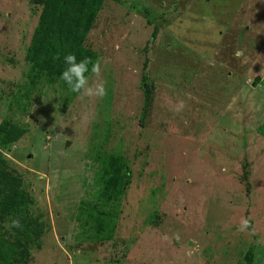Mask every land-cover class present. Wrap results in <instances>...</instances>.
Masks as SVG:
<instances>
[{
	"label": "rangeland",
	"instance_id": "rangeland-1",
	"mask_svg": "<svg viewBox=\"0 0 264 264\" xmlns=\"http://www.w3.org/2000/svg\"><path fill=\"white\" fill-rule=\"evenodd\" d=\"M39 14L0 0V122L28 129L1 168L31 201L23 226L42 229L15 264H247L249 250L264 264V0H106L85 41L103 99L30 73ZM116 154L129 184L88 217Z\"/></svg>",
	"mask_w": 264,
	"mask_h": 264
},
{
	"label": "trees",
	"instance_id": "trees-1",
	"mask_svg": "<svg viewBox=\"0 0 264 264\" xmlns=\"http://www.w3.org/2000/svg\"><path fill=\"white\" fill-rule=\"evenodd\" d=\"M40 6V14L37 25L31 35L26 57L31 62L30 73L36 77L42 74L46 76L47 82L58 80L63 86L67 84L60 79L64 70V56L75 53L77 60L91 57L93 61L98 59V54L91 48L85 46L87 35L93 26L102 4L106 0H35ZM155 31L153 36L155 35ZM91 68V65L89 66ZM91 71L86 73L88 76ZM145 80V79H144ZM152 87L149 85L144 91L143 112L151 104ZM27 127L19 126L7 120L0 122V152L9 151L27 131ZM1 155V153H0ZM98 155V154H97ZM109 158V157H108ZM99 180L103 181L101 189L95 191V199L98 206H87L88 217L94 213L98 217L101 214L108 216V211L102 210L109 202L112 203L119 193H125V188L130 181V169L124 167L123 157L120 154L112 155L110 159L103 158ZM3 159L0 156V218L2 212L14 211V216L21 221L20 228H14L17 234V244L5 243V236L0 234V264H15L25 262L30 255V246L34 239L41 233V228L31 234L30 225H24L28 204L31 202L24 188H21L19 180L1 168ZM249 185L246 187L248 189ZM113 200V201H112ZM112 201V202H111ZM100 202V203H99ZM105 202V203H104ZM5 219V218H3ZM7 218L6 221H11ZM100 224L103 222L100 220ZM97 226V224H96ZM33 227V226H32ZM102 226L98 227L99 229ZM6 233V231H4ZM22 239L26 241L22 244ZM247 264H251L252 253L249 250L246 255Z\"/></svg>",
	"mask_w": 264,
	"mask_h": 264
},
{
	"label": "clouds",
	"instance_id": "clouds-1",
	"mask_svg": "<svg viewBox=\"0 0 264 264\" xmlns=\"http://www.w3.org/2000/svg\"><path fill=\"white\" fill-rule=\"evenodd\" d=\"M242 53L237 52L240 56ZM64 70L60 74V79L63 80L68 88L75 93L81 94L83 97H96L103 99L107 95V88L101 79V63L99 60L93 61L91 57H85L82 60H77L75 53H68L64 56ZM91 65V68L89 66ZM91 71L92 79L85 74ZM183 101H180L175 108L179 112L183 109ZM5 227L8 229L20 228L21 221L19 218H14L10 223H6ZM250 227V221L246 218H241L238 225V231L244 232ZM177 239L179 235L177 234Z\"/></svg>",
	"mask_w": 264,
	"mask_h": 264
}]
</instances>
